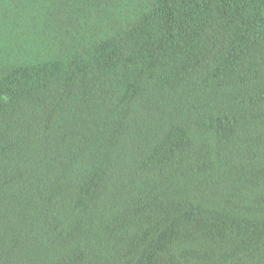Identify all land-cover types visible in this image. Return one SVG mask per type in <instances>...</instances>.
Masks as SVG:
<instances>
[{"label":"trees","instance_id":"16d2710c","mask_svg":"<svg viewBox=\"0 0 264 264\" xmlns=\"http://www.w3.org/2000/svg\"><path fill=\"white\" fill-rule=\"evenodd\" d=\"M0 264H264V0H0Z\"/></svg>","mask_w":264,"mask_h":264}]
</instances>
